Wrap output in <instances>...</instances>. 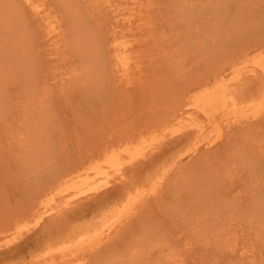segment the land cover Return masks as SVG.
Segmentation results:
<instances>
[{"label": "rangeland", "instance_id": "374dc122", "mask_svg": "<svg viewBox=\"0 0 264 264\" xmlns=\"http://www.w3.org/2000/svg\"><path fill=\"white\" fill-rule=\"evenodd\" d=\"M78 1L79 3L76 0V4L80 6L81 2ZM176 1H157L159 7L160 5L163 6L160 7V14H157L161 29L158 28L156 31L160 29L163 33L161 32L160 38L158 37L159 31L154 33V36L155 38L158 37L159 43L164 45L160 48L152 46L151 52L156 54H152L155 56L151 58H153V63L156 62V67L154 64V67L152 66L153 71L159 73V77L155 76L158 79L154 78L156 80L160 78V81L165 83L167 87L178 90V93L184 92L187 86H192L193 82L202 81L207 74L211 76L214 70L216 72L222 65H225V62L229 61L227 58L232 57L234 59V56H237L235 53H238L237 51L240 49L242 50L245 47H247L245 49H248L251 44L252 47L249 49H252L253 44L258 46V44L255 45L258 42L259 45L261 42L263 45L264 0H217L221 2L219 4L222 6H217L216 0H212L215 5L211 3V0ZM186 1L190 3V6L183 3ZM228 1L230 5L227 3ZM48 3H53V0H48ZM206 3L208 6L210 4L212 8H207ZM167 4L169 5L168 8ZM225 4H228V6ZM177 5L181 8H177ZM112 6V10L108 9L110 6H105L107 8L99 7V11L103 10V13H99V18L104 17L105 20V23L100 22V25L101 27L104 26L103 29L106 27L107 32L115 29L116 26L114 25L117 23L114 22L116 20L112 21L113 17L111 15L115 13V5ZM175 6L176 8H174ZM170 7L173 8L174 12L169 11ZM165 8L170 9L166 10ZM187 9H189L188 13ZM230 9L231 12H229ZM191 10L194 11L195 15ZM104 11L106 13L113 11L110 14L107 13L109 18H112L110 22L107 20L108 15ZM214 11H217V13ZM222 11L227 16L223 15ZM226 11L229 13L226 14ZM80 12L84 11L80 10ZM164 12L166 13L164 14ZM168 12H171L173 16L171 13L167 15ZM186 13L189 15L191 13V23L187 21L189 15ZM215 13L220 14V17L217 16L218 18H216ZM83 14L81 13L84 19L83 28L85 27V31L90 34V31L94 29L93 22H90V20L92 18L96 21V19L91 17L89 20L90 15L85 13L86 17L89 15L86 19ZM163 16L165 18L163 20H166L164 23L165 28H163L164 21L162 20V22L160 19ZM211 16L212 19L217 21H215L216 23L212 21ZM223 16L224 20L222 21ZM226 17H229V19H226ZM62 20L64 21V19ZM85 20H89L88 25ZM194 20L196 22H193ZM210 20L214 24L209 22ZM226 20L227 26L223 23ZM232 20L235 25L238 23L237 26L234 25ZM158 21L155 19L156 23ZM206 21L205 31L202 32L199 29L205 25L204 22ZM156 23L155 25H157ZM222 24L228 31L223 27L220 29L223 26ZM92 25L93 27H90ZM95 25L96 28L97 23ZM100 25L98 27L101 31ZM214 25L216 27H213ZM36 26L37 24H33V27ZM158 26L159 24L156 27ZM118 28L116 27V29ZM39 29L38 27L37 31ZM219 29L221 31L224 29L226 35H229L225 38L226 35L223 32L221 33ZM207 31L208 34H206ZM101 33L103 34V32ZM197 33H205L204 35L207 37L211 33L210 37L215 36L217 39L209 41L206 40V37L204 39V36L201 38V34L198 35ZM37 36L39 37L38 34ZM200 38L203 39L204 45ZM232 39L234 40L232 41ZM38 40L42 42H39L38 46H40L36 49L39 59L37 65L44 64L37 69L38 71L41 69L39 71L41 73L42 67L45 68L39 79L43 74V78L48 80L45 81L41 78L40 81H45H42L43 85L49 88L55 87L54 90L51 88V93L46 96V106L40 109L43 113L41 114L40 110L32 107V104L41 101L42 98L41 94L37 97L32 93L27 94L26 88L28 86L29 89L31 84L24 77L23 68L19 70L12 68L10 71L7 69V72H9L6 78L7 100L6 98L0 99L2 101L0 104L5 103L7 107L9 106L8 109L6 107L7 110H2L5 111V115L3 114V118H0V264H43L45 255L47 257L45 259H48L47 252L50 251V248L52 250L56 246L70 244L75 249L80 246V252L70 257L69 263L71 264L72 261L74 264H183V261L184 264H264V127H262L264 121L260 122L259 125L255 120L257 122L254 124L255 129L249 128V135H247V132L245 134L248 138L245 137V132H243L244 136L241 137L247 141L242 138V141L240 138L238 139L240 136L237 137L238 140L236 137L233 139L235 135L233 130L228 134V137L233 138H225L213 148L201 150L200 154L204 155L205 159L202 162L200 159L203 157H199L198 163L196 158L193 160V157L190 158V155L183 153V148H185L188 139L187 135L179 138L172 135L173 137L170 136L171 138L169 137L165 141L164 146L157 147L153 154L150 152L151 155L148 153L146 158L137 161V164L133 165L134 167L132 166L133 169L127 168L128 170H125L129 175L132 174L131 177L128 175L133 183L132 187H129L130 190L122 186L121 181L120 184L117 180H114L107 186H102L99 190L94 191V194L91 192L89 198H84L81 202L73 204V207H69L70 205L68 206L64 202V198V201L59 198L58 201H63L62 204L65 205L58 204L59 206H57V201L51 206L54 205V209L57 207L59 210L61 207L64 208H61L60 212L55 209L56 211L52 210L55 213H45L41 217L40 223H36L39 217L34 218V214L31 213L33 200L41 194V191L43 192V189L50 182L66 172L67 169L88 166L99 152V149L102 150L105 147L107 141L115 140L117 143L119 142L117 140L120 139L121 142L127 141L126 138L128 139L130 136L128 134L130 131L128 133L127 130L123 131L126 129L125 127L131 126L132 130L135 129L138 132V128L147 131V129L156 126L152 125L155 122L154 113L149 111L150 108L147 107L149 106L147 103L150 100L149 96H142L143 99L147 100V102L144 101L145 104L147 103V109H145L146 107L142 108L145 105L143 99L141 100L142 97H140L142 93H138L137 90L134 93H138L140 98H137V94L129 93L136 98L135 101L132 99V104L135 107L137 106L136 108L133 105H131V108H127L128 106H125L128 104L126 98L123 101L125 104H119L121 102L118 101V98L115 100L111 96L110 99L109 96L111 95L109 90H113V88L115 90L117 87L112 81L106 80L105 82L104 74L98 69L93 68L89 72L87 70L86 75L83 73L79 84L75 85V83L66 91L61 89L63 93L60 92V89H57L60 81L55 82L51 70L56 69V73L63 70L65 66L70 68L72 66L70 63L76 60L77 57H70V53V55L68 54L69 57L66 56L65 61H61V63L57 60L59 61L57 62L54 59L56 58L55 53L52 54L53 50H51L50 44L46 42L47 38ZM243 40L246 41L243 42ZM247 40L252 41V43ZM256 40L257 42H254ZM215 41L217 42L215 43ZM85 46L88 49L90 47ZM48 50L49 52L52 51L51 54H48ZM148 51L150 53L149 49ZM230 61L232 60L230 59ZM63 62L64 65H62ZM28 66L30 68V65H27V68ZM44 75L45 77L47 75L48 79ZM106 85H109V87ZM111 100H115L116 102H114L118 105L112 103ZM141 108L144 109L143 111L146 114L141 111ZM3 109L5 108L3 107ZM134 114L139 118V121L140 117H143L142 115L145 117L141 118L143 120L139 123ZM132 120L134 122L136 120L138 123L135 124ZM121 124L122 126H120ZM158 127L157 125L156 128ZM257 128L259 129L258 136ZM234 129L236 130V128ZM115 130L117 133L120 130L119 136ZM251 130L253 134L250 132ZM121 134H124L126 138ZM254 135L258 138H255ZM110 139L113 140L110 141ZM235 140L236 143L233 146ZM182 146L183 148H181ZM229 146H231L229 148L230 152L229 150L226 152ZM259 146L263 147L259 149ZM178 152L181 154V158L183 157L178 166L183 171V181L180 174L181 170L176 168V174L178 175L172 173L174 171L172 169L167 180L162 182L161 186L160 183L154 180L162 167L158 164L162 163L164 158L166 162H170L172 156L176 154L173 158L176 157ZM228 156L230 157L228 158ZM230 159L233 160L231 164L229 163ZM199 167L202 168L198 169ZM212 167H214V170L211 169ZM220 169H222L221 173L223 171L224 173L216 179L215 174ZM218 174L220 175V173ZM188 179H190L189 182ZM141 185H145V189L149 190L157 185V188L154 189L157 192L153 190L151 193L149 192L151 194L150 198L145 199L147 202L144 201L137 206L136 210H138L134 212L135 214L127 217L130 220L124 218L126 213H124L123 203L126 194H129V191L136 186ZM126 189L129 193H125ZM132 191L134 192V190ZM45 209L44 207L43 210ZM125 219L126 221H123ZM118 225L120 227H117ZM79 242L81 244L78 245ZM46 261L51 264V261Z\"/></svg>", "mask_w": 264, "mask_h": 264}, {"label": "bare ground", "instance_id": "6f19581e", "mask_svg": "<svg viewBox=\"0 0 264 264\" xmlns=\"http://www.w3.org/2000/svg\"><path fill=\"white\" fill-rule=\"evenodd\" d=\"M157 1H159V0H80L81 4L79 6V4H76V0H53V3H48V0H0V99L6 98V100H7V97H6V95H7L6 78H7V75L9 73V72H7V69H8V71H10V69H12V68L14 70H19L20 68H23L24 70H22V71H23V73H25L24 77L27 79L28 83L31 84V87L29 89H28V86L26 88L27 94L32 93L35 97H37L39 94H41V98H42L41 101H38L37 103L32 104V107L36 108V110H40L46 106V96H49L52 89L55 87H53V88L51 87L52 88L51 89V88L43 85L42 81L43 82L48 81V80L43 78V74H42V77H40V79L43 78L45 81L44 80L40 81L39 76L41 75V73L43 72V69H45V68L42 67L41 73L39 72L41 69L38 71L39 67H41V65L44 63H41L40 66L37 65L39 59L37 57L38 52L36 49H37V47L40 46V45L38 46V44L40 42L38 39L41 40V38H45V39L47 38L46 42L48 44H50L49 46L51 47V50H53V52L52 51H50V52H52V54L55 53L54 55H56V58H54L55 61H57V60H59L60 62L65 61L67 59L66 56L68 54L70 55V53H71L70 57L71 56L77 57V59L75 58L76 60H74L75 63L73 60H72L73 62L70 63L72 65L70 68H69V66H67L68 68L65 66L66 69L64 68L63 70H60L59 72H56V73H55L56 69L51 70V72L53 71L52 72L53 73V79L55 80V82L60 81L59 86H61V87H59V86L57 87V89L58 88L60 89L59 90L60 92L62 91L61 89H63V91L64 90L66 91V89L70 88L71 85H73L75 83H76L75 85L79 84L81 82V78L83 77V73L86 75L87 70L89 72V70H93V68L98 69V71H101V73L104 74L105 82H106V80L112 81L115 84V87H117V89H115V90H114V88H113V90H109L111 92V95H109L110 99H111V96L115 100H117V98H118V101L120 100L119 102H121L119 104L123 105V103H124L123 101L126 98V100L128 101L126 103H128V104L125 106H128L127 108H131V105H133L132 99L134 101L136 99L133 96V94H135V95L137 94V98H138L140 96L138 93L141 92L142 94L140 97H142V96L148 97L149 96V98H150L149 102H147V100L143 99V97L141 98V100L143 99L142 100L143 102L146 101L149 104V106H147V107L151 109V110L149 109V111L154 113V118H155L154 119L155 122L152 124V125H156L155 128H153L154 127L153 126L150 129H147V131L142 130V129L140 130V128H138L139 131L137 132V130L135 131V129L132 130L131 126L125 127L126 128L125 130L122 129L123 131L127 130V133H128V131H130L128 133L130 135L128 137V139L126 138V136L124 134H121V135L125 136L127 141L121 142V139H120V140H117V141H119L117 143V142H115V140L111 141L113 139H110L111 142H108L106 139L107 137H106L105 139H106L107 143H106V141H104L106 143V145H105V143H103L105 145V147L102 148V150L99 149V152L96 154V156L89 163L88 166L75 167V168H72L70 166L72 168L71 170L67 169L66 172L62 173L58 178H56L55 180L50 182V184L47 185L43 189V192L41 191L40 192L41 194L39 196L35 197V200H33L31 213L34 214V216H33L34 218L37 216L39 217V219L37 218L38 222L36 221V223H40L39 221L45 213L52 212V210H54V211L58 210V212H60L62 207L60 208V210L57 209V207H55V209H56L55 210L53 207L54 205L51 206L54 202H57L59 200V198H62V200L64 198L65 201L64 200L63 201L65 203H67L68 206L70 205L69 207H71L73 204H76L77 202L78 203L81 202V200H83L84 198L85 199L89 198L91 192L93 193L94 191L99 190L102 186L103 187L105 185L107 186V184L114 182V180H117L119 183L121 181L122 186L127 187V189H128L133 184L130 181L131 179H129V177H131L132 174L129 175V173L127 171L125 172V170H128L127 168H129V169L132 168L133 165L137 164L136 163L137 161L146 158L148 153L151 152L153 154V151L156 150L157 147L164 146L165 141H167V139L170 136L171 137L174 136L176 138H179V137H183V136L187 135V138H188L186 140L187 143L185 146L183 145L185 148H183V146L181 148L184 149L183 153H187L188 155H190L189 156L190 158L193 157V160L196 158L197 163H198V160L204 156V155L200 154L201 150L213 148L218 143L225 140V138H233L234 137L233 139H235V137H236V139H237V137L240 136V137H238V139L239 138L241 139L246 134V132L248 133L247 135H249V130H250L249 128H251L252 130L255 129V126H254L255 123L258 122L260 125L261 124L260 122L264 121V42H263V45H262V42L260 43V45H259V42L255 43V45L258 44V46H254V44H253L252 49H249L250 47H252V44L250 47H248V49H245L247 47H245V48L242 47L244 49V51H242L243 49L241 50L240 48H239L240 49L239 51H237V49H235L238 52V53H235L237 56L235 57L234 56L235 54H234L233 55L234 59L232 57L230 58L232 61H230V59L227 58L230 61V62L228 61L227 63L225 62V65H227V66L222 65V67H220L221 66L220 65L219 66L220 68L216 72L214 70V73L213 74L211 73L212 74L211 76L206 73L207 75L205 74L206 77L202 81L193 82L192 84L190 83L192 86H190V87L187 86L186 89L184 90V92L182 91V92L178 93V90L176 91V90L171 89L170 87H167L165 85V83L160 81V78H159V80H156V79H158L156 77H159V75H158L159 73L157 71L156 72L157 74H156L155 71H153V69H154L153 67L154 66L156 67V65H155L156 62L154 61L155 63H153V58L155 55L154 56L152 55L155 53L154 52L155 49L153 50L154 53H152L151 51L153 48L151 49V47L156 46V47L160 48L164 45L163 43H159V39H157L163 33L162 31H160V29H161L160 21H158L159 19H157V18H159L157 14L158 13L160 14V7H162L163 5H160V7H159L158 6L159 3H157ZM172 1H174V0H172ZM180 1H182V0H180ZM216 1H215L216 4L217 3L221 4V2H218L219 0L217 2ZM176 2H178V1H176ZM231 2H233V1H231ZM77 3H79L78 0H77ZM175 3H173V4H175ZM183 3H185L186 6H188L187 4H189V6H190V3H188L187 1L183 2ZM211 3L214 4V1H212ZM227 3L229 4L230 2L228 1ZM218 4H217V6H222V5H220V4L218 5ZM228 4L227 5L225 4V5L228 6ZM112 5H115L114 15L112 13L113 11L112 12L110 11V13H112V15H113V16L111 15V17H113V20H112V18H109V15H108V14H110L109 12H107L108 13L107 14L106 11H104V13H106L108 15L107 20H109V22H110V19L112 21L116 20L114 22H117L118 25L116 23V25H114V26L119 27V28L116 29V27H115V29H111L112 31L107 32V30H105L107 28L105 27L103 29L104 26L101 27V25H100L101 23L104 24L105 20L103 19L104 17H102V16H101L102 17L101 19L99 18V15H100L99 13L100 12L103 13V10L99 11V9L101 8L100 6H103V7L110 6L108 8L110 10L111 7L113 9ZM178 5H180L179 2H178ZM178 5H177V8H179V7L181 8V6L178 7ZM206 5H207V3H206ZM168 6L169 5L167 4V8H168ZM204 7L206 8V6H204ZM208 7L210 8L211 5L210 4H209V6L207 5V8ZM105 8H107V7H105ZM174 8H176V6ZM217 8H220V7H217ZM169 9H166V10H169ZM172 9L173 8H171L169 11L172 12L173 11ZM80 10H82L84 12H80ZM187 10H188L187 11V13H188L189 9H187ZM225 10H227V9H225ZM176 11H177V9H176ZM192 11L193 10H191V12ZM166 12H164V14ZM214 12L217 13V11H214ZM229 12H231V9ZM229 12L226 11L225 13L227 14ZM81 13L82 14L84 13L83 16L86 19L88 18L89 15H90L88 18L89 20L91 17L96 19V21L93 19L95 21V24L97 23L96 28H95L96 25L94 24V21L92 20V18L90 20V22L92 21L93 25H94V29L92 30V31H94L93 34H91L92 31H90L92 28L89 30L91 32L90 34L87 33L88 31L87 32L85 31L86 30V29H84L85 27L83 28L84 19L82 18ZM85 13H87L89 15H87V17H86ZM170 13L168 12L167 15H170ZM192 13H193V15H195L194 11ZM218 13H219V11H218ZM215 14H214V19H215ZM222 14L225 15L223 13V11H222ZM171 15L173 16L172 13H171ZM187 15H189V14H187ZM190 15H191V13H190ZM190 15H189V20H187L189 22L192 20L191 19L192 15L191 16ZM219 15L216 14V18H218L217 16H219ZM225 16H227V15H225ZM114 17H115V19H114ZM62 19H64V21ZM105 19H106V16H105ZM155 19L159 23L158 22L156 23ZM160 19L162 21L165 18L163 16ZM206 19H208V18H206ZM211 19H212V16H211ZM214 19H212V21L215 22L216 20H214ZM226 19H229V17H226ZM89 20H87V21L85 20V23L87 22V25H88ZM107 20H106V22H107ZM220 20H221V18L219 19V21ZM223 20H224V16L222 17V21ZM165 21L163 22L164 26L161 25V26H163V28H165V24H164ZM167 21H168V19H167ZM114 22H112V23H114ZM189 22H188V24H189ZM193 22H196V20H194ZM209 22H211V20ZM214 22H211V23L214 24ZM228 22L230 23L231 21H228ZM232 22H234V21L232 20ZM155 23L157 25L159 24V26L156 27L157 25H155ZM202 23H203V21H202ZM205 23L207 24V21L204 22V24ZM223 23H225V25H226L227 20H226V22H223ZM33 24H37V26L33 27ZM65 24H66L68 30H67ZM206 24L202 27L203 29H204V27H206ZM237 24L235 25V22H234L235 26H237ZM93 25L90 27H93ZM98 25H100L101 31L99 30ZM222 25L223 26H221L220 29L222 27L224 29H226V27H224V24H222ZM231 25H233V24H231ZM38 27L40 29L37 31ZM170 27H171V25H170ZM213 27H216V25H214ZM228 27H229V25H228ZM69 28H70V30H69ZM81 28H83V29H81ZM158 28H160L158 30L159 32L156 31ZM202 28H200L199 30H202V32H204L205 29L203 30ZM230 29H231V27H230ZM95 30H97V31L95 32ZM223 30L222 31L220 30V32L221 33L223 32V34L226 35V31H228V30L227 29H226V31H223ZM237 30L239 31V29H237ZM237 30H235V31L238 32ZM104 31L107 33L105 34ZM101 32H103L104 35ZM156 32L159 33L157 38H155V36H154V33H156ZM37 34L39 35V37L37 36ZM199 34H201V33H199ZM202 34L200 35V36H202L201 38H203V36H204V39L206 37V40L214 41L215 38L217 39V37H215V36L210 37L212 35L211 33H209L210 39H209V37L204 35L205 33H202ZM206 34H208V31ZM228 35H226L225 38ZM165 36L167 37V35H165ZM231 36H233V35H231ZM253 39H252V41H253ZM202 40L203 39H201L200 41L203 43ZM230 40H231V38H230ZM233 40L234 39H232V41ZM166 41H167V39H166ZM217 41H219V40H217ZM217 41H215V43ZM244 41H246V40H243V42ZM252 41H248V42L252 43ZM204 42H205V40H204ZM254 42H257V40ZM201 44H199V46H201ZM204 44L205 43H203V45ZM245 44H246V42H245ZM85 45L90 46L89 49ZM247 46H249V45H247ZM148 49L150 50V53H148L149 52ZM49 50H48V52H49ZM145 50H147V51H145ZM240 51H242V52L240 53ZM50 52L48 54H51ZM69 55H68V57H69ZM231 55H232V53H231ZM151 57H153V58H151ZM55 61L53 60V62H55ZM59 61H57V62H59ZM153 64H154V66H153ZM27 65H30V68H29V66L27 68ZM62 65H64V62ZM60 67H61V65H60ZM57 69L59 70V68H57ZM44 77H45V75H44ZM46 77H47V75H46ZM50 77H52V76H50ZM47 79H48V77H47ZM53 79H51V80H53ZM36 82H38V83L36 84ZM49 82H50V80H49ZM106 86L109 87V85H106ZM110 88L112 89V87H110ZM27 89H28V91H27ZM136 90L138 91V93H134V91H136ZM63 91H62V93H63ZM127 93H128V96H127ZM129 93L130 94L133 93L132 96ZM114 101H112V103ZM142 101H141V104H142ZM0 103H2L1 100H0ZM4 104L3 105L0 104V115H1L0 118L1 117L3 118V116H2L3 114L5 115V111L3 112L2 110H7L9 108V106L7 107L6 104L4 106ZM115 104L118 105V103H115ZM144 104H145V102H144ZM146 104L142 108H145ZM2 106L5 109H3ZM125 106H124V108H125ZM133 106L135 107V105H133ZM6 107H7V109H6ZM147 107L145 109H147ZM129 110H131V109H129ZM143 110L144 109H142L141 111L144 112ZM40 111L42 114L43 111L42 110H40ZM117 111H118V109H117ZM125 114L126 113H124V115ZM144 114H146V113L144 112ZM134 115L136 116V114H134ZM137 115H140V114H137ZM118 116H119V113H118ZM125 116H127V115H125ZM142 116L145 117L144 115H142ZM143 117H140L141 122L143 120V119L141 120V118H143ZM135 119L136 120L138 119V121H139V118H137V116L135 117ZM136 120H135V122H134V120H132V121L136 124V123H138V121H136ZM140 121H139V123H141ZM263 123H262V127H264ZM117 125L119 126V124H117ZM157 125L159 126L158 128H156ZM120 126H122V124ZM134 127H136V126H134ZM234 128H236L238 133ZM116 130H115V132L117 133ZM233 130L236 132L234 133ZM252 130L250 132L253 134ZM256 130L258 132L259 129L257 128ZM231 131H233V134H235V135L233 137H228L229 136L228 134ZM119 132H120V130L117 133L118 136H119ZM243 132H245L244 135H243ZM127 133H126V135H127ZM258 134H259V132L257 133V136H258ZM107 135H109V134H107ZM247 135H245V137H247ZM120 138H122V137L120 136ZM176 138H174V139L176 140ZM255 138H258V137L255 136ZM242 139H241V141H242ZM22 140H23V138H22ZM22 140H20V141H22ZM243 140L247 141L246 139H243ZM16 141H15V143H16ZM123 142H126V143L122 144ZM20 143H22V142H20ZM235 143H236V140H235L233 146L235 145ZM255 143H256V141H255ZM262 147L259 146L258 148L261 149ZM229 148H231V146H229L227 150L225 148L224 149L227 152L229 150ZM235 150L237 151V149H235ZM238 150H239V148H238ZM180 152H182V151H180ZM229 152H230V150H229ZM151 153L149 155H151ZM165 153H167V152H165ZM175 155L176 154H174L173 156H175ZM216 155H217V153H216ZM229 155H230V153H229ZM173 156H172V160H170L171 159V157H170V159H169L170 162H166V160L164 158V161L162 163L158 164L159 166L162 165V167L159 170L157 176L155 177L156 179H154V180H156L157 183H160L161 186H162L161 183L165 182L167 180L172 169L174 170L172 173H174V174L177 173V170H175V169L179 168L178 166L182 161L183 157L181 158V154H179V152H178V155L176 157L173 158ZM208 156H209V154H208ZM212 157H214V156H212ZM229 157L230 156H228V158ZM207 158L208 157L206 156V159ZM203 159H205V157L200 159V161H202ZM232 161L230 159L229 163L230 164L233 163ZM216 163H217V161H216ZM193 167H195V166H193ZM193 167H192V169H193ZM200 168H202V167H199L198 169H200ZM211 169L214 170V167H212ZM222 169H223V167H222ZM222 169H220L218 171V173H220V175L218 173L215 174L216 179H218L217 177H219V176L221 177V174L224 173V171L221 173ZM180 170H181L180 174L182 176V181H183L184 174L182 175L183 171H182V169H180ZM224 170H225V168H224ZM128 175H129V177H128ZM177 175L178 174H176V176ZM186 177H188V176H186ZM189 180L190 179H188V182H189ZM210 180H208V181H210ZM193 181H194V179H193ZM195 181H197V180H195ZM152 186H154V185H152ZM149 187H151V186L149 185ZM115 188L116 187H114V189ZM130 188L128 190H130ZM135 188H136V190H135ZM135 188L132 189V190H134V192L131 190V191H129L130 193L127 191V189L125 190L126 191L125 193H129V194H126L127 196L125 195L126 198L124 199L125 202L123 203L124 213H126L124 218H127V217L131 216L132 214H135L134 212L138 210V209L136 210V208H138L137 206L141 205V203L146 201L147 198H150L151 194H149V192L151 193L152 190L156 191L154 189L157 188V185H155V187L151 190L145 189L146 188L145 185L144 186L143 185L136 186ZM122 190H123V188H122ZM117 191H119V190L117 189ZM147 194H149L148 197H146ZM62 202L58 201L56 205L57 206L65 205V204H62ZM143 204H145V203H143ZM44 207L46 208L45 210H43ZM29 209H31V208H29ZM65 209H67V208H65ZM52 213H55V212H52ZM51 214H50V216H51ZM127 219H129V218H127ZM42 220H43V218H42ZM123 221H126V219ZM204 226H206V225H204ZM117 227H120V226L118 225ZM208 227H210V226H208ZM212 227H214V226H212ZM115 229H116V227H115ZM123 230H124V228H123ZM212 230H214V229H212ZM212 230H210V231H212ZM105 236H107V235H105ZM79 244H81V242H79L78 245ZM56 247H54L55 249L52 248V250L50 248V251L47 252L48 253V259H45L47 257L45 255L46 253L44 254L45 255V258H44L45 261L46 260L51 261V264H71V263H69L70 257L75 256V255H77V253L80 252L79 251L80 246H79V248L75 249L74 246H72L71 244L70 245H64V246L60 245L57 248ZM232 248H233V246H232ZM56 249H57V251H55ZM234 249H235V247H234ZM81 251H82V249H81ZM171 255H172V252H171ZM171 255H170V257H171ZM174 256L176 257V255H174ZM59 259H60V261H59ZM160 259H159V261H160ZM171 259L174 260L173 258H171ZM177 259H178V257H177ZM38 261H40V260H38ZM45 261H44V263H45ZM174 262L176 263V261H174ZM45 264H50V263L46 261ZM72 264H74L73 261H72ZM100 264H102V263H100ZM179 264H181V263H179ZM183 264H184V261H183Z\"/></svg>", "mask_w": 264, "mask_h": 264}]
</instances>
